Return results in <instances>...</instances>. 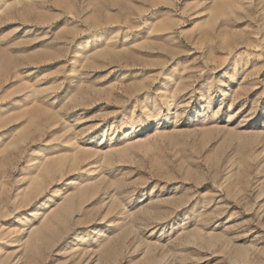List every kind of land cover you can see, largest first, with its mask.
I'll return each instance as SVG.
<instances>
[{"label":"rangeland","instance_id":"obj_1","mask_svg":"<svg viewBox=\"0 0 264 264\" xmlns=\"http://www.w3.org/2000/svg\"><path fill=\"white\" fill-rule=\"evenodd\" d=\"M0 264H264V0H0Z\"/></svg>","mask_w":264,"mask_h":264},{"label":"bare ground","instance_id":"obj_2","mask_svg":"<svg viewBox=\"0 0 264 264\" xmlns=\"http://www.w3.org/2000/svg\"><path fill=\"white\" fill-rule=\"evenodd\" d=\"M46 56L48 57V55H46ZM46 56L43 55V58H45ZM51 60H52V59H51ZM29 61H30V60H29ZM33 61H34V60H33ZM31 62H32V60H31ZM32 63H33V62H32Z\"/></svg>","mask_w":264,"mask_h":264}]
</instances>
